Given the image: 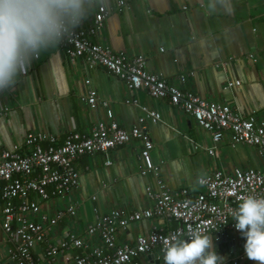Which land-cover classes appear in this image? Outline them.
<instances>
[{
  "label": "crops",
  "instance_id": "crops-1",
  "mask_svg": "<svg viewBox=\"0 0 264 264\" xmlns=\"http://www.w3.org/2000/svg\"><path fill=\"white\" fill-rule=\"evenodd\" d=\"M117 1L99 0L74 30L89 25L97 8L103 7L108 15L92 42L128 57L142 56L147 72L174 85L177 76L184 75L181 87L200 99L225 104L241 116L253 114L264 122V0H128L116 9ZM88 90L96 94L94 109L80 101ZM130 99L138 107L125 104ZM140 107L157 113L159 121L144 118ZM106 109L125 131L136 125L138 117L144 118L142 127L152 142L150 157L157 177L171 193L200 192L196 180L216 170L226 174L234 169L264 171V155L257 149L231 144L226 136L213 143L191 117L166 100L152 99L142 90L128 92L104 69H88L82 59L67 58L60 45L33 60L13 89L0 92V112L6 110L0 113V152L14 147L24 152L23 139L29 132L51 135L58 143L71 132L87 134L96 123L105 122ZM211 147L215 156L206 153ZM138 150L139 142L131 140L75 161L77 188L68 198L40 204V211L49 217L68 205L74 207V214L51 230L49 241L57 242L70 232L99 245L97 236H85L87 225L110 210L134 212L150 206L144 189L153 187L152 177L138 175ZM174 226L159 218L141 220L118 229L115 243L133 244L153 228ZM208 236L213 240V235ZM227 236V242L213 241L225 263L255 264L245 255L242 236L231 232ZM7 245L0 230V264L6 262ZM33 254L43 264L41 245L35 246ZM153 254L129 264H162L161 257Z\"/></svg>",
  "mask_w": 264,
  "mask_h": 264
},
{
  "label": "built area",
  "instance_id": "built-area-1",
  "mask_svg": "<svg viewBox=\"0 0 264 264\" xmlns=\"http://www.w3.org/2000/svg\"><path fill=\"white\" fill-rule=\"evenodd\" d=\"M127 1L118 0L116 9L126 6ZM107 15L108 11L98 7L89 25L79 27L65 37L60 46L67 58L82 59L88 69H104L128 92L142 90L152 99L166 100L171 107L191 117L209 134L213 143L226 136L231 144L252 147L264 155V122L253 114L241 116L225 104L200 99L181 87L185 82L184 75H178L174 85L159 74L147 72L142 56L128 57L92 42L91 37L101 29ZM84 84L88 85V81ZM80 101L94 109L95 92L88 90ZM125 104L138 107L134 99ZM101 106L106 107V103L101 102ZM139 109L152 123L159 121L157 113L143 107ZM105 117V122L96 123L87 134L71 132L60 143L51 135L29 132L23 139L24 152L17 147L0 152V230L8 244L6 262L1 264H38L39 259L33 254L36 245L42 246L43 264H129L140 256L153 253L165 264L164 241L170 236L186 239L197 227L205 234L213 235L215 243L228 232L241 235L233 226L232 214L241 197H264V171L234 169L226 174L216 170L196 180L200 192L190 194L181 189L171 193L157 177V166L150 157L152 142L142 127L144 118L138 117L136 125L125 131L113 119L110 109H106ZM131 140L139 142L138 175L152 177L153 187L144 189L150 206L134 212L110 210L87 225L85 236H97L99 245H90L70 232L63 233L57 242L49 241L51 230L65 217L72 216L74 207L68 205L49 217L40 211V204L55 198H68L77 188L78 173L74 163L79 158L104 154ZM206 153L215 156L214 147ZM152 218L173 222L175 226L153 228L149 234L136 237L133 244L115 243L118 229ZM69 251L74 253L69 256ZM58 257L62 258L61 262Z\"/></svg>",
  "mask_w": 264,
  "mask_h": 264
},
{
  "label": "clouds",
  "instance_id": "clouds-1",
  "mask_svg": "<svg viewBox=\"0 0 264 264\" xmlns=\"http://www.w3.org/2000/svg\"><path fill=\"white\" fill-rule=\"evenodd\" d=\"M99 0H0V92L13 89L33 60L58 47ZM245 240L248 260L264 264V197H241L232 214ZM165 264H225L210 236L200 228L186 239L164 241Z\"/></svg>",
  "mask_w": 264,
  "mask_h": 264
},
{
  "label": "water",
  "instance_id": "water-1",
  "mask_svg": "<svg viewBox=\"0 0 264 264\" xmlns=\"http://www.w3.org/2000/svg\"><path fill=\"white\" fill-rule=\"evenodd\" d=\"M222 240H224L225 242L228 241V236H227V234H225V235L223 236ZM232 243H233V242H232ZM232 243H231V245H233ZM231 245H230V246H231ZM152 256H153V257H157L156 254H153Z\"/></svg>",
  "mask_w": 264,
  "mask_h": 264
}]
</instances>
